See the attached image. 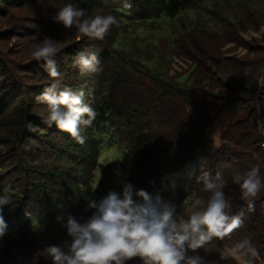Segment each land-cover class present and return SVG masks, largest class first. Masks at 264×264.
I'll use <instances>...</instances> for the list:
<instances>
[{"label": "trees", "instance_id": "16d2710c", "mask_svg": "<svg viewBox=\"0 0 264 264\" xmlns=\"http://www.w3.org/2000/svg\"><path fill=\"white\" fill-rule=\"evenodd\" d=\"M222 1L225 2L75 0L80 8L104 11L118 21L113 25L115 36L110 46L97 50L95 45L79 40L61 48L55 56L62 75L61 88L83 91L84 103L98 113L91 127L82 129L87 138L84 145L55 124L49 127L44 123L47 105L37 97L52 82L45 69L38 73L44 75L39 83H25L18 88L14 77L8 71L5 73L0 64V79L6 77V84L0 83V194L10 185L13 201L3 209L8 227L0 237V264H52L44 246L70 241L56 218L62 216L66 222L67 216L72 215L83 222L94 211L88 209V198L97 195L95 200L99 201L110 191L103 188L98 192L93 179L99 168L107 166L99 160L104 147L120 148L118 168L134 190L143 189L153 198L159 195L176 205L186 195L206 197L198 178L205 172L212 177L219 173L228 182L226 193L236 197L229 215L243 210L248 219L223 240L214 239L204 248L205 264H241L235 256L249 260L264 253V189L256 198L255 210L248 212L239 200L238 186L232 184L234 173H244L256 165L264 181V147L256 110L248 106L240 113L234 108L223 116L227 108L235 106V101H242V93L256 89L259 75L234 79L237 74H231L232 68L228 76L233 83L222 84L232 95L224 94L202 74L198 65L186 74H170L175 55L196 60L197 53L210 51L206 48L201 52L197 43L188 51L181 48L182 42L197 41L192 31L179 36L173 50L172 45L159 49L150 36L144 40L136 36L143 24L170 23L194 11L200 16L210 15L227 28L237 22L229 23L221 11ZM23 2L0 0V12H6V5L21 6ZM203 24L200 20L189 25L196 29L194 32H204ZM189 33L192 37L187 36ZM167 42L170 43L169 39ZM81 53L98 56V72L82 75L73 66ZM193 72L202 75L198 78ZM230 95L240 96L233 101ZM217 134L224 140L220 146L215 144ZM228 164L235 169L234 173H226ZM244 240L250 241L255 254L241 256L233 251ZM130 263L142 264L138 259Z\"/></svg>", "mask_w": 264, "mask_h": 264}, {"label": "clouds", "instance_id": "9594fccd", "mask_svg": "<svg viewBox=\"0 0 264 264\" xmlns=\"http://www.w3.org/2000/svg\"><path fill=\"white\" fill-rule=\"evenodd\" d=\"M125 7L130 8V4L125 3ZM53 20L65 29L75 28L81 37L101 41L118 22L113 15H88L85 9L73 3L61 7ZM60 51L53 39L45 37L31 53L33 59L44 62L52 80L37 100L47 105L44 123L49 127L55 124L84 145L87 138L82 129L91 127L98 113L84 103L83 91L61 88L62 75L55 60ZM99 64L94 53H81L73 61L82 75L98 72ZM198 182H202V191L207 196L186 200V217L177 212L174 202L159 195L153 198L143 189L134 190L130 182L123 183L121 192L110 190L99 201L88 198V209L94 211L83 222L72 215L67 216L66 222L62 216L56 218L66 229L70 241H64L63 245H46L43 251L52 264H129L135 259L142 264H205L195 253L214 239L223 240L241 227L244 211L229 215L236 197L226 193L228 182L219 173L212 177L205 172ZM232 184L238 186L239 200L247 211H254L256 198L264 189L259 165L244 173H234ZM10 190L11 186H6L0 194V237L8 227L3 209L13 203ZM233 251L241 256L249 252L255 254L248 240L237 244Z\"/></svg>", "mask_w": 264, "mask_h": 264}, {"label": "rangeland", "instance_id": "374dc122", "mask_svg": "<svg viewBox=\"0 0 264 264\" xmlns=\"http://www.w3.org/2000/svg\"><path fill=\"white\" fill-rule=\"evenodd\" d=\"M222 2L221 11L229 19V23L237 22L232 23L227 28L219 24L210 15L202 13L200 16L199 13L194 11L183 19H175L170 23L161 22L153 26L143 24V28L138 29L139 33L136 36L140 40H144L145 36H150V38L155 39L156 43H158L159 49L165 50L172 45L173 50L177 48L176 43L181 39L179 36L183 37L192 31L191 34L195 35L194 38L197 41H195V44L188 42L189 46L186 42H182L181 48L188 51L191 46L195 47L197 43L198 46H201V52L206 48L210 51L205 50V53H197L199 56L196 57V60L175 55L171 61L172 71H170V74H186L189 70L193 69L194 65H198L201 67L202 74L207 76V79L213 86L224 94L232 95L229 89L222 87V84L233 83L230 82L232 78L228 76L232 68L234 71L231 74H234V72L237 74V77H234V79H238V77H240L239 79L252 77L254 74L259 75L256 76V89L251 93H242L243 99H239L242 101H235V106L231 105L229 109L227 108L223 116L228 115L230 109L237 108L241 113L244 108L253 106L256 110L255 118L258 120V129L261 132L263 143L264 85L259 84L264 83V3L261 0H225V2ZM67 3H73L79 7L75 0H24L21 6L6 5V12H0V64L5 73L8 71L14 77L16 87L21 88L25 83L26 85L39 83L44 76L38 74L40 69H45L44 62L33 59L31 53L34 51L36 45L41 43L45 37L53 39L60 49L79 40L95 45L97 50L99 47L111 45L115 36L114 26L111 27L105 39L101 41L81 37L75 28L65 29L62 24L55 22L53 16ZM85 10L88 15H95L97 13L107 15L106 12L98 9ZM252 14L254 16L250 17ZM200 20L205 24L202 25L204 32H194L193 30L196 29L191 27L192 24H189L193 22L197 24ZM199 24L201 26V23ZM189 34L187 36L192 37ZM168 39L170 43L167 42ZM91 49L93 50V47ZM194 51L196 52L197 49H194ZM212 67L213 69L207 73L208 69ZM196 75L198 76L197 73H194L195 77ZM5 80L6 77L0 79V83L6 84ZM239 84L241 85V82ZM230 87H233V85H230ZM231 95L230 97L232 98L230 100L233 101L238 100L240 96ZM214 140L217 146L224 143L219 134L215 135ZM262 143L261 146L264 147ZM99 160L100 162L107 163V166L105 169L99 168L94 175L93 179L97 183L98 192H101L103 188H107V190L114 188L117 192H121V186L125 182V174L118 168L121 162L120 148L104 147ZM230 166L228 164L226 173L232 174L235 169L233 167L230 168ZM236 167L239 168V165H236ZM197 196L195 193L193 195H186L182 203L177 205V212L186 217L187 206L185 201L188 200L190 202L196 199ZM95 197L97 195L93 196L94 200ZM242 219L248 218H245L243 215ZM195 254L203 258L204 248H201ZM235 257L241 264H264V253L253 255L249 260Z\"/></svg>", "mask_w": 264, "mask_h": 264}, {"label": "built area", "instance_id": "2783aa9c", "mask_svg": "<svg viewBox=\"0 0 264 264\" xmlns=\"http://www.w3.org/2000/svg\"><path fill=\"white\" fill-rule=\"evenodd\" d=\"M262 144L264 145V142Z\"/></svg>", "mask_w": 264, "mask_h": 264}]
</instances>
